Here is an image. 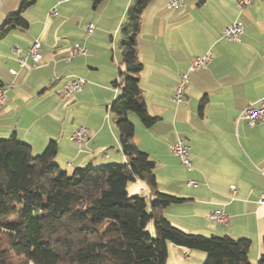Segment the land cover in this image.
<instances>
[{
	"label": "crops",
	"instance_id": "0c3cea01",
	"mask_svg": "<svg viewBox=\"0 0 264 264\" xmlns=\"http://www.w3.org/2000/svg\"><path fill=\"white\" fill-rule=\"evenodd\" d=\"M20 1L0 0V28ZM132 2L36 0L23 12L27 28L0 38V85L11 84L0 107V139L15 135L34 155L55 141V161L67 170L125 163L108 110L118 95L112 82L122 61L119 31ZM237 2L182 0L181 8L170 9L167 0H153L146 6L137 37L143 66L139 79L147 111L158 121L150 128L132 121L136 146L155 162L158 190L185 200L166 207L164 217L189 234L249 239L248 257L254 263L264 252V206L257 203L264 192V123L251 127L240 114L264 97V0H252L242 9ZM234 21L243 26L239 42L222 38ZM89 24L94 29L86 34ZM34 40L40 43L41 60L31 69L21 68L13 48L24 55ZM74 45L86 54L64 61ZM208 53L211 61L188 75L184 100L174 104L180 75ZM76 77L85 84L62 100L57 91ZM79 127L89 132L81 149L69 140ZM178 139L190 148L189 171L170 152ZM190 181L197 187H188ZM127 190L129 195L148 194L140 181ZM218 209L227 216L225 224L206 220ZM205 258L203 252L170 245L166 264H203Z\"/></svg>",
	"mask_w": 264,
	"mask_h": 264
},
{
	"label": "trees",
	"instance_id": "16d2710c",
	"mask_svg": "<svg viewBox=\"0 0 264 264\" xmlns=\"http://www.w3.org/2000/svg\"><path fill=\"white\" fill-rule=\"evenodd\" d=\"M151 1L133 0L119 31L122 61L112 82L118 95L108 111L125 163L67 170L55 161V141L34 155L15 135L0 139V264H166L170 245L203 252V264H251L249 239L189 234L164 217L166 207L185 200L158 190L155 162L134 142L131 114L144 128L158 121L146 108L137 52L142 13ZM35 2L20 1L0 38L27 28L22 14ZM203 108L204 102L200 114ZM135 181L151 199L129 196ZM256 264H264V252Z\"/></svg>",
	"mask_w": 264,
	"mask_h": 264
},
{
	"label": "built area",
	"instance_id": "2783aa9c",
	"mask_svg": "<svg viewBox=\"0 0 264 264\" xmlns=\"http://www.w3.org/2000/svg\"><path fill=\"white\" fill-rule=\"evenodd\" d=\"M252 3V0H238L237 5L240 9L248 6ZM167 6L170 9H179L182 7V0H167ZM50 15H56L55 10L50 11ZM94 29L93 24H89L86 27V34L92 33ZM243 34V26L240 22L234 21L229 26L225 27L222 32V38L227 41L239 42L241 35ZM13 52L17 55V62L21 68L31 69L37 65L41 60L40 54V43L38 40H34L26 53L23 55L20 52L18 47L13 48ZM86 50L79 46L74 45L65 54L63 60L66 62H70L73 58L81 55H85ZM212 56L210 53L206 54L202 57H197L191 61L188 70L186 73L180 75L178 82L176 83L171 101L178 105L183 102L184 94L186 87L188 85L190 73L196 72L198 70L205 69L208 63L211 61ZM30 60V62H28ZM11 75H16L15 71H10ZM85 84V80L83 78H73L66 81L63 86L57 91V94L60 96L62 100L71 99L76 93L80 92L82 86ZM11 87V84L8 85H0V107H2L6 102V93L8 88ZM240 118L245 120L247 124L251 127L264 123V97L260 98L257 101V106H249L245 108L241 114ZM70 142L78 149H81L87 141L89 140V132L85 127L76 128L72 131L70 137ZM170 152L179 159L180 164L187 169L188 171L192 168V163L190 160V148L185 143L184 140L178 139L175 143L170 146ZM72 163H67V168H72ZM188 187H197V183L194 181H190L187 183ZM234 191V190H232ZM144 197L149 200L150 196L144 195ZM257 203L260 206H264V192L258 198ZM206 220L217 222L218 224H225L227 221V216L223 209L215 210L210 213Z\"/></svg>",
	"mask_w": 264,
	"mask_h": 264
},
{
	"label": "rangeland",
	"instance_id": "374dc122",
	"mask_svg": "<svg viewBox=\"0 0 264 264\" xmlns=\"http://www.w3.org/2000/svg\"><path fill=\"white\" fill-rule=\"evenodd\" d=\"M130 119H131V120L134 119L135 121L140 122V121L138 120V118H137L135 115H133V114H131V118H130ZM110 122H112V121H111V116H110ZM132 122H133V121H132ZM118 134H119V133H118ZM153 161H154V160H153ZM130 184H131V183H129L128 186H129ZM129 193H130L129 196L131 197L132 194H131V192H129ZM18 260H19V259H18ZM250 263H251V264H256L257 261L254 262V263H252V262H250ZM19 264H22V262H20Z\"/></svg>",
	"mask_w": 264,
	"mask_h": 264
}]
</instances>
